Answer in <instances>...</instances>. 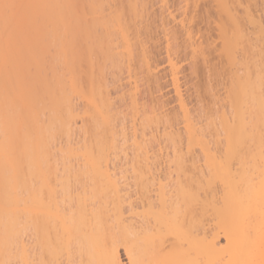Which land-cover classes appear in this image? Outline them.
<instances>
[{
  "label": "bare ground",
  "instance_id": "1",
  "mask_svg": "<svg viewBox=\"0 0 264 264\" xmlns=\"http://www.w3.org/2000/svg\"><path fill=\"white\" fill-rule=\"evenodd\" d=\"M263 10L0 0V264H264Z\"/></svg>",
  "mask_w": 264,
  "mask_h": 264
},
{
  "label": "rangeland",
  "instance_id": "2",
  "mask_svg": "<svg viewBox=\"0 0 264 264\" xmlns=\"http://www.w3.org/2000/svg\"><path fill=\"white\" fill-rule=\"evenodd\" d=\"M264 11V10H263ZM216 61V60H215ZM211 71V70H210ZM211 73V74H210ZM207 75H210V76H207ZM227 75L229 76V74L227 73V71H222V69H220V68H217V69H215V70H212L211 72H203L202 74H201V78H199V82H200V86H201V90H200V101H220V103H221V101H224L223 100V96H224V92H225V89H226V87H227V85L226 84H228V82L226 83V81H228L227 80ZM208 78H207V77ZM108 78H110V76H108ZM209 80V85L208 86H206V82H207V84H208V80ZM201 80V81H200ZM208 87V88H207ZM167 90V87L164 89V91H166ZM216 102V104L218 105V103ZM220 103H219V105H220ZM203 104H205V103H203ZM209 104H210V102H209ZM214 104V103H213ZM212 103H211V108L213 109V107L214 106H216V104L215 105H213ZM116 106H118V104L116 105ZM122 106V107H121ZM213 106V107H212ZM217 108L219 107V106H216ZM215 107V108H216ZM209 108H210V105H209ZM214 110V109H213ZM117 111H119V119H121V117L123 118V119H121L122 121H123V128L124 127H127L128 129H130V132L132 131V127L130 126V125H132V121H131V119H130V114H129V108H126V107H124L123 108V105H119L118 106V110ZM213 112V111H212ZM196 114V113H195ZM122 115V116H121ZM129 115V116H128ZM126 116V117H125ZM197 116V117H196ZM196 116H195V118H197L198 119V116L200 117V115H198V112H197V114H196ZM212 116H214V115H212ZM124 117H125V121H124ZM214 118V117H213ZM212 118V119H213ZM121 120H116L115 121V126H117L116 127V131L118 132V136H122V134L120 135V133L123 131H121L120 130V127L121 126H119V122H121ZM200 120H201V124L203 125L204 123H203V121L204 120H202V118L201 119H199V123H200ZM128 123V124H127ZM200 125V124H199ZM130 128H129V127ZM177 126H179V125H176V127L175 128H177ZM127 128H125V133L127 134V136H129L128 134H130V132H129V130H126ZM128 132V133H127ZM123 133V132H122ZM147 134V133H146ZM74 137H76V136H74ZM149 137V136H148ZM121 138V137H120ZM145 138H147L146 137V135H145ZM74 140L75 139H77V137L76 138H73ZM264 139V138H263ZM262 139V140H263ZM73 140V142L75 143V141ZM78 140L80 141V139L78 138ZM79 141H77V142H79ZM147 142H148V139L146 140ZM71 142H72V139H71ZM72 142V143H73ZM76 142V143H77ZM131 143V141H129L128 142V145ZM147 146H148V144H147ZM264 147V146H263ZM263 149V148H262ZM58 152V151H57ZM55 153L57 156H59L58 154L59 153ZM121 156H117V159L115 160V163H117V165H120L121 164V162L124 160L123 159V155L121 154V153H119ZM59 157H61V155L59 156ZM59 157H57L58 159H60ZM256 157H258V158H261V159H263L264 160V152H263V150H262V154H261V152H260V154L259 155H257ZM118 158H120V159H118ZM123 159V160H122ZM120 162H119V161ZM251 165H252V162L250 163ZM262 164H263V162H262Z\"/></svg>",
  "mask_w": 264,
  "mask_h": 264
}]
</instances>
